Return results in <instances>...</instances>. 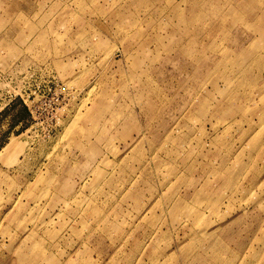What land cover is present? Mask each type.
Listing matches in <instances>:
<instances>
[{
	"label": "rangeland",
	"instance_id": "1",
	"mask_svg": "<svg viewBox=\"0 0 264 264\" xmlns=\"http://www.w3.org/2000/svg\"><path fill=\"white\" fill-rule=\"evenodd\" d=\"M0 264H264V0H0Z\"/></svg>",
	"mask_w": 264,
	"mask_h": 264
},
{
	"label": "bare ground",
	"instance_id": "2",
	"mask_svg": "<svg viewBox=\"0 0 264 264\" xmlns=\"http://www.w3.org/2000/svg\"><path fill=\"white\" fill-rule=\"evenodd\" d=\"M16 147H17V144L15 143V142H12V143H10L5 149H4V153L5 154H9V153H13V150H15L16 149ZM16 151V150H15ZM3 153V154H4ZM11 153V154H12ZM2 154V155H3Z\"/></svg>",
	"mask_w": 264,
	"mask_h": 264
},
{
	"label": "built area",
	"instance_id": "3",
	"mask_svg": "<svg viewBox=\"0 0 264 264\" xmlns=\"http://www.w3.org/2000/svg\"><path fill=\"white\" fill-rule=\"evenodd\" d=\"M56 91H58V90H56ZM59 97V96H58ZM58 101H59V99H58ZM55 112V111H54ZM56 113H57V111H56ZM56 113H53V115H55Z\"/></svg>",
	"mask_w": 264,
	"mask_h": 264
}]
</instances>
